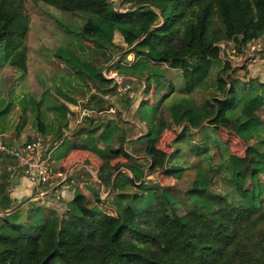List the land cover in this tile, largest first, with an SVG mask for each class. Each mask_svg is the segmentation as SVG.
Instances as JSON below:
<instances>
[{"label": "trees", "instance_id": "1", "mask_svg": "<svg viewBox=\"0 0 264 264\" xmlns=\"http://www.w3.org/2000/svg\"><path fill=\"white\" fill-rule=\"evenodd\" d=\"M258 39L264 0H0V141L69 129L54 167L75 149L114 161L100 175L105 198L89 185L62 210L0 213V264H264V75L237 74L230 50L211 54L220 41L241 54ZM112 57L108 67L145 83L140 134L99 112L100 94L116 91L102 86ZM84 96L93 125L70 130ZM179 126L170 150L160 147ZM222 132L244 141L241 152ZM142 146L148 169L178 174L175 183L142 177ZM12 161L1 162V209L16 203Z\"/></svg>", "mask_w": 264, "mask_h": 264}, {"label": "rangeland", "instance_id": "2", "mask_svg": "<svg viewBox=\"0 0 264 264\" xmlns=\"http://www.w3.org/2000/svg\"><path fill=\"white\" fill-rule=\"evenodd\" d=\"M232 41L231 40H227V41H220L218 42V45H213L214 47L212 48V52L211 54H217L219 52L218 48L220 49V55L224 56L227 54V52H231L229 54V57L232 58L233 63L234 64H242V68H240L237 72V74H242L245 67H247V69H249L250 65L252 63H259L261 61L262 64H264V39H258V40H253L250 43H247L246 45L242 46L241 50L242 53L240 54H235L234 51V46L232 45ZM215 52V53H214ZM122 53V52H121ZM126 58L131 60L133 59V54L129 53L126 54ZM109 58L108 61H110ZM207 64H204L203 62H201L200 67L197 71L196 74L201 73L203 68H206ZM257 73V72H255ZM264 74V73H263ZM128 82H130L131 86L129 88V90L125 93L122 94H116V91H107L105 93H101L100 95H102L101 97L103 98V102H104V109H107L109 106H113L114 111L112 112H106L107 114L110 115H114V116H120L122 117L124 120L127 119L131 122H133L134 125V130L139 134L140 131V127L142 126L141 122L139 121L137 114L134 111L135 105H137V103L142 99L143 97V85L144 82L142 81H138L135 79H128ZM105 88L111 89L112 87V82L108 81L106 84L103 85ZM95 92V90H93ZM88 96V95H87ZM87 96L84 97H79V98H85ZM125 103L126 106H123ZM119 105V107H118ZM100 116V115H99ZM98 116H94V118H96ZM89 123V125H93V118L92 119H88V118H84L82 119V121H80L79 123ZM132 125V126H133ZM139 125V126H138ZM184 131L183 126H179L176 131L173 130H167L165 131L162 135L161 138L159 140L158 145L166 150H170V148L172 147L171 144V139L178 135V134H182V132ZM22 137V136H21ZM222 137L223 139H225L226 141H228L230 143V146L233 150L237 151V152H241L242 147H243V143L244 141L239 138L237 135L235 134H227L226 132H222ZM9 137H7L8 139ZM14 142V141H13ZM137 156H139V158L137 159L138 162L143 163V165H145L144 167V171L142 173V177L145 180L151 181V182H158L161 184H166V183H175L178 179V174H166L164 172H162L160 169H155V170H149V165L147 164L148 162V158L147 157H142L144 154V150H143V146L138 148L137 152H134ZM0 162L5 161L6 164L9 162H11V157H2V154H0ZM120 161H125V158L120 157L119 158ZM8 161V162H7ZM114 161H112L113 163ZM13 163V161H12ZM119 168V166L117 167ZM148 170V171H147ZM92 183H96V180H92L90 179ZM97 186V185H96ZM127 189H134V187H127ZM111 188H105V185L103 184V186L100 189V198H105L107 197V195L109 193H111ZM93 201V199H90V202ZM106 204H109V200L108 202H106ZM33 205L32 201L27 202V206H25L22 210V213L25 214L28 210L29 207H31ZM111 210V209H109ZM21 213V214H22ZM22 214V215H23Z\"/></svg>", "mask_w": 264, "mask_h": 264}, {"label": "crops", "instance_id": "3", "mask_svg": "<svg viewBox=\"0 0 264 264\" xmlns=\"http://www.w3.org/2000/svg\"><path fill=\"white\" fill-rule=\"evenodd\" d=\"M132 53V52H129ZM128 53V54H129ZM133 54V58L134 53ZM220 54V51H219ZM132 60V59H131ZM249 70L254 72H259L260 75H264V64L261 63H252L249 67ZM138 82V81H137ZM107 82H103L102 86ZM104 87V86H103ZM105 88V87H104ZM114 116H112L113 118ZM83 117H81L80 121H82ZM79 121V122H80ZM84 121V120H83ZM71 123L70 130L79 129L81 126H90L89 123ZM139 126V125H138ZM141 130L139 131V134ZM9 139V138H8ZM7 136L0 135V140H8ZM23 137H13L11 142L14 143L21 142ZM137 152V150L135 151ZM135 154V153H134ZM111 163L103 162L102 159L89 150L85 149H75L71 150L63 159L61 166L54 167L52 162L53 169L61 170L67 175L64 181H61L59 177L55 176L52 178L48 184V191L45 194L39 195L38 198L32 195L31 187L28 180L22 176L18 171L10 174L9 172V187L11 189L14 188L13 198L15 199V204L18 207H21V210L27 206V202L32 201L33 204H45L48 206L56 207L58 210H62L66 207L68 200L72 198L76 191H82L84 193L89 194L88 186H94L97 188V193L100 197V189L103 186L100 175L105 177L106 169L112 166ZM4 164L0 162V171L3 169ZM4 167V169H6ZM116 171V169L114 170ZM90 179H94L97 181L96 183L90 182ZM84 180L85 184L83 186L79 185V182ZM97 185V186H96ZM13 205V206H14ZM12 206V207H13ZM17 207V208H18ZM7 209H1L0 213H4Z\"/></svg>", "mask_w": 264, "mask_h": 264}, {"label": "built area", "instance_id": "4", "mask_svg": "<svg viewBox=\"0 0 264 264\" xmlns=\"http://www.w3.org/2000/svg\"><path fill=\"white\" fill-rule=\"evenodd\" d=\"M114 59L115 57H112L110 61H107L101 72L105 78L112 82V85L115 84L116 94L126 93L131 86L128 79L132 77L124 75L123 73H118L113 68L108 67ZM86 101L87 97L78 100L77 109L79 114L71 123L79 122L83 115H91L95 112L94 109L83 106V103ZM112 111H114L113 106H109L107 109H102L99 112L106 113ZM67 132H69V129H64L61 134L53 139L38 134L28 141L19 142L14 145L0 141V153L8 155L13 160V163L8 166L10 174L18 171L24 176L28 180L32 195L35 196V198L47 193L48 184L55 176L59 177L61 181H64L67 177L61 170L55 171L51 165L52 150ZM84 184V180L79 182L80 186Z\"/></svg>", "mask_w": 264, "mask_h": 264}, {"label": "water", "instance_id": "5", "mask_svg": "<svg viewBox=\"0 0 264 264\" xmlns=\"http://www.w3.org/2000/svg\"><path fill=\"white\" fill-rule=\"evenodd\" d=\"M144 87H145V83H144V85H143V88H144ZM17 207H18V205H14L13 207H11V208L5 210L4 213L10 212V211L16 209Z\"/></svg>", "mask_w": 264, "mask_h": 264}]
</instances>
